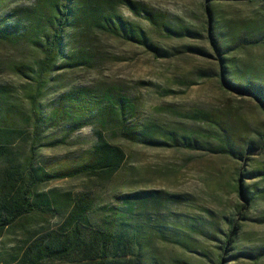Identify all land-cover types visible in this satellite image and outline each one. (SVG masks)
Returning <instances> with one entry per match:
<instances>
[{"label": "rangeland", "instance_id": "obj_1", "mask_svg": "<svg viewBox=\"0 0 264 264\" xmlns=\"http://www.w3.org/2000/svg\"><path fill=\"white\" fill-rule=\"evenodd\" d=\"M131 1L160 15L169 26L188 27L197 30V34L192 38H168L125 6H120V14L140 24L148 32L150 43L160 52H166L167 57H157L142 46L97 34L89 40V46L97 51L92 67L60 71L43 90L42 110L72 86L108 87L119 90L135 103L138 124L156 121L176 131L199 130L201 125L191 117L203 110L221 114L227 124L241 127L244 140L259 137L264 132V113L259 104L253 98L225 90L217 74L224 64L221 57L234 58L239 67L252 74L264 73V48L250 47L228 55L216 54L209 42L203 0ZM32 3L33 0L4 3L0 20L12 9L29 7ZM263 7L264 0L252 3L221 0L211 5L219 22H230L234 26L251 22L255 15L262 18ZM38 59V52L25 43L0 42V103L11 108L6 117L10 128L18 134L10 138V149L20 161L28 157L31 148L32 131L24 119L30 108L29 98L35 92L34 82L20 71ZM64 129L45 130L43 141L35 151L39 166L52 168L72 163L94 141L92 126L69 138L63 137ZM104 133L126 154L125 166L118 174L95 183L86 175L54 180L39 190L48 196L55 193L58 205L65 203L66 196L72 198L90 190L96 210L103 205H118L119 196L137 191L174 194L181 198L180 203L162 202L158 219L151 218V224L163 222L169 235L172 229H180L188 245L185 248L153 237V264H217L229 217L235 219L240 228L238 249L230 251L223 264H264V256L259 259L255 256L257 249L264 247V223L258 221L264 213V201L246 205L235 190L237 179L245 187L264 188L263 176L253 173H264V151H245V157L239 160L199 150L134 145L117 136L111 126ZM54 141L56 143L50 144ZM4 167V163L0 164V171ZM241 204L246 205L245 208ZM64 210H59L55 217L29 215L9 227L0 239V264H18L27 244L59 226ZM149 210L147 207L145 213ZM198 223L203 234L190 227Z\"/></svg>", "mask_w": 264, "mask_h": 264}, {"label": "trees", "instance_id": "obj_2", "mask_svg": "<svg viewBox=\"0 0 264 264\" xmlns=\"http://www.w3.org/2000/svg\"><path fill=\"white\" fill-rule=\"evenodd\" d=\"M14 1L0 0V9L4 3ZM203 1L209 42L216 54L264 48V7L262 18L255 15L251 22L234 26L230 22H219L214 16L211 5L221 0ZM120 6H125L168 38H192L197 34V30L188 27L169 26L160 15L131 0H33L29 7L14 8L0 20L1 43L22 42L39 54L36 63L20 71L35 84L24 119L32 131L31 148L22 161L10 149V138L18 134L10 128L6 117L11 108L0 103V164L5 165L0 171V239L9 227L29 215L55 217L59 210L66 211L55 230L25 246L18 264H153V237L186 248V236L180 235V229H172L169 235L163 222L151 224V218L158 219L162 202L180 203L181 198L174 194L137 191L119 196L118 205H103L96 210L90 190L72 198L66 196L62 205L56 204L55 193L48 196L39 190L54 180L86 175L95 183L118 174L125 166L126 154L104 133L110 126L122 140L134 145L199 150L239 160L245 157V151H264V132L255 140H244L241 127L227 124L221 114L213 112L200 110L191 117L201 125L199 130L176 131L156 121L138 124L135 103L114 88L72 86L42 110L43 90L60 71L92 67L97 51L89 46V40L97 34L142 46L157 57H167L166 52H160L150 43L148 32L140 24L120 14ZM220 61L224 64L217 76L223 88L240 97L255 99L264 113V73L252 74L239 67L232 57H221ZM91 126L94 141L74 162L52 168L37 164L35 151L43 141L45 130L65 128L63 137L69 138ZM253 173L264 178L261 171ZM235 190L246 205L264 201V188L245 187L237 179ZM246 205L241 204V207ZM147 207L150 210L145 213ZM258 221L264 223V213ZM226 223L227 232L219 246L217 264L226 262L230 251L238 249L237 221L229 217ZM199 225L190 227L203 234ZM257 251L256 258L264 256V247Z\"/></svg>", "mask_w": 264, "mask_h": 264}]
</instances>
